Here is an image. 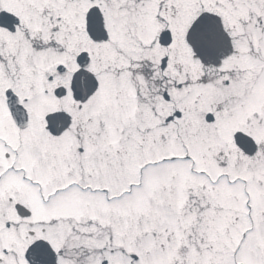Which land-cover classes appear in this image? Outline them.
<instances>
[{
  "label": "snow or ice",
  "instance_id": "obj_1",
  "mask_svg": "<svg viewBox=\"0 0 264 264\" xmlns=\"http://www.w3.org/2000/svg\"><path fill=\"white\" fill-rule=\"evenodd\" d=\"M0 264H264V0H0Z\"/></svg>",
  "mask_w": 264,
  "mask_h": 264
}]
</instances>
